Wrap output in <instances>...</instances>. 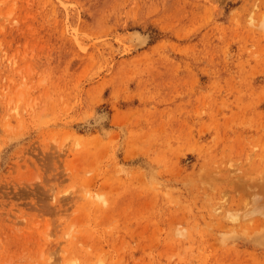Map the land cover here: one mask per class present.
<instances>
[{
	"label": "rangeland",
	"instance_id": "rangeland-1",
	"mask_svg": "<svg viewBox=\"0 0 264 264\" xmlns=\"http://www.w3.org/2000/svg\"><path fill=\"white\" fill-rule=\"evenodd\" d=\"M0 264H264V0H0Z\"/></svg>",
	"mask_w": 264,
	"mask_h": 264
}]
</instances>
